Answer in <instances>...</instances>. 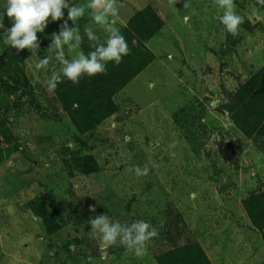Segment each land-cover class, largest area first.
<instances>
[{
    "label": "rangeland",
    "instance_id": "1",
    "mask_svg": "<svg viewBox=\"0 0 264 264\" xmlns=\"http://www.w3.org/2000/svg\"><path fill=\"white\" fill-rule=\"evenodd\" d=\"M234 3L244 17L236 36L215 0H117L110 19L118 29L147 5L162 26L152 36L137 32L133 44L142 41L152 58L112 96L114 112L82 134L46 88L60 68L47 48L62 21L37 33V54L5 45L0 29V264H158L188 243L208 264H264V229L242 203L264 191V8ZM3 23L11 27L6 15ZM76 24L80 34L91 26L106 38L88 10ZM79 51L64 46L68 59ZM47 56V68L37 69ZM85 155L96 164L89 174L72 163ZM136 165L148 174L129 171ZM102 213L156 228L148 257L103 250L86 223Z\"/></svg>",
    "mask_w": 264,
    "mask_h": 264
},
{
    "label": "clouds",
    "instance_id": "2",
    "mask_svg": "<svg viewBox=\"0 0 264 264\" xmlns=\"http://www.w3.org/2000/svg\"><path fill=\"white\" fill-rule=\"evenodd\" d=\"M175 4L176 0H170ZM215 4L223 14L218 17L226 32L233 36L238 35L240 25L244 23V17L235 11L234 0H215ZM261 8H264V0H256ZM189 5L184 3V8ZM4 11L0 15V29H3L4 44L16 49L17 53L28 49L31 54L40 52V40L37 33H43L49 21H62L59 31L51 34V41L47 50L54 53L60 68L51 74L47 80L48 92H54L57 85L67 79L72 83H79L82 75L95 76L106 73V64L114 62L119 65L122 58L129 53L125 37L114 26L110 18L119 13L117 0H87L86 4H69L68 0H5ZM67 10L65 19L64 10ZM86 10L89 11L91 20L101 27L107 34L101 42L91 26L84 27V35L93 49L85 54L79 51L75 57H65L64 46L71 45L78 48L83 37L76 21L82 18ZM259 9L253 7V15H258ZM6 15L11 21V27H5L3 17ZM68 21L72 22V27ZM52 56L40 59L35 65L37 69H46ZM34 81L33 83H37ZM130 139V138H126ZM174 146V145H173ZM136 176H146L149 172L147 166L141 168L136 165L129 169ZM195 194H193L194 196ZM95 212V206L89 208ZM90 226L87 234L93 239H99L101 248L106 250L111 246H121L137 258L148 257L147 244L158 235V231L145 220H134L121 223L113 221L108 214H97L89 217L86 222ZM91 260L92 258L89 257ZM152 264H155L153 261Z\"/></svg>",
    "mask_w": 264,
    "mask_h": 264
},
{
    "label": "trees",
    "instance_id": "3",
    "mask_svg": "<svg viewBox=\"0 0 264 264\" xmlns=\"http://www.w3.org/2000/svg\"><path fill=\"white\" fill-rule=\"evenodd\" d=\"M256 2V0H255ZM162 21L155 11L149 6L136 11L120 27L121 34L125 37L129 53L116 65L114 62L106 64V73L95 76L82 75L79 83H72L65 79L59 83L54 91L61 109L69 117L75 128L82 134L102 122L105 117L115 110L112 96L135 77L152 58L147 52L145 44H133L137 32L152 36L161 28ZM83 42L81 48L85 54L93 50L84 31L81 33ZM24 78V82H25ZM16 88V87H15ZM264 135V133H261ZM261 135V136H262ZM264 151V146L260 148ZM66 161V160H65ZM73 166L82 174H89L96 170V164L89 155L72 157ZM243 207L253 226L264 229V191L249 196L243 200ZM43 223L46 231L51 232L52 223L50 216L44 214ZM196 251L191 244H183L157 256L158 264H208L200 247ZM194 252V254H192ZM205 259V262L204 260Z\"/></svg>",
    "mask_w": 264,
    "mask_h": 264
}]
</instances>
